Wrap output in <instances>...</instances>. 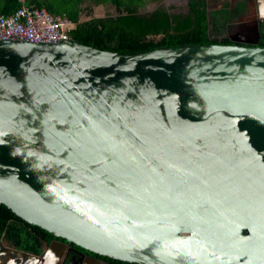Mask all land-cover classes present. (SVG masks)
<instances>
[{
    "label": "water",
    "instance_id": "1",
    "mask_svg": "<svg viewBox=\"0 0 264 264\" xmlns=\"http://www.w3.org/2000/svg\"><path fill=\"white\" fill-rule=\"evenodd\" d=\"M250 11L254 38L232 45L0 37V204L99 257L264 264V13Z\"/></svg>",
    "mask_w": 264,
    "mask_h": 264
},
{
    "label": "trees",
    "instance_id": "2",
    "mask_svg": "<svg viewBox=\"0 0 264 264\" xmlns=\"http://www.w3.org/2000/svg\"><path fill=\"white\" fill-rule=\"evenodd\" d=\"M146 0H28L29 4L45 9L49 14L66 18L75 27L68 36L75 42L95 49L136 53L161 47L186 45H232L221 34L229 12L224 9L209 12L206 0H187L185 13L170 12L164 7L150 13H140ZM110 4L118 12L115 16L94 17L80 22L83 5ZM18 7L17 0H0V16H7ZM239 9V8H238ZM264 46V43H261ZM0 234L20 250L38 254L42 241L54 237L47 231L28 224L5 205L0 204ZM110 264H136L102 257Z\"/></svg>",
    "mask_w": 264,
    "mask_h": 264
},
{
    "label": "flooded vegetation",
    "instance_id": "3",
    "mask_svg": "<svg viewBox=\"0 0 264 264\" xmlns=\"http://www.w3.org/2000/svg\"><path fill=\"white\" fill-rule=\"evenodd\" d=\"M214 6H211L209 0H206V8L209 12H218L226 9L229 12L225 28L222 30L224 38L230 43L231 39L251 40L254 37L251 34L252 19L251 11L254 10L264 13V7L261 5L262 0H254L255 6L252 8V0H211ZM243 5H245L244 8ZM210 7H213L210 10ZM215 8V9H214ZM239 8V9H238ZM214 9V10H213ZM264 43V34L259 42ZM264 47V46H261ZM54 237V236H53ZM62 245H58L59 242ZM90 257L97 258L93 261ZM103 258L93 255L84 249L74 246L54 237L52 240L41 243V251L38 254L20 250L11 241L6 240L0 234V264H108L103 262ZM110 264V263H109Z\"/></svg>",
    "mask_w": 264,
    "mask_h": 264
},
{
    "label": "built area",
    "instance_id": "4",
    "mask_svg": "<svg viewBox=\"0 0 264 264\" xmlns=\"http://www.w3.org/2000/svg\"><path fill=\"white\" fill-rule=\"evenodd\" d=\"M18 7L11 14L0 16V37H19L34 42L67 41L68 32L75 25L66 18L55 17L43 8L17 0Z\"/></svg>",
    "mask_w": 264,
    "mask_h": 264
},
{
    "label": "rangeland",
    "instance_id": "5",
    "mask_svg": "<svg viewBox=\"0 0 264 264\" xmlns=\"http://www.w3.org/2000/svg\"><path fill=\"white\" fill-rule=\"evenodd\" d=\"M187 0H146L143 6L140 8V13L146 14L150 13L153 10L164 7L168 9L170 12L174 13H185L187 11L186 6ZM213 7H210V10ZM118 12L116 9L110 4L106 5H93L90 3H86L83 5V12L80 16L79 21L83 22L89 20L91 18L97 17H105L107 15L115 16ZM214 38H224V34L212 35Z\"/></svg>",
    "mask_w": 264,
    "mask_h": 264
},
{
    "label": "crops",
    "instance_id": "6",
    "mask_svg": "<svg viewBox=\"0 0 264 264\" xmlns=\"http://www.w3.org/2000/svg\"><path fill=\"white\" fill-rule=\"evenodd\" d=\"M209 3H210L211 6H214L213 1L209 0ZM261 5H262V7H264V0L261 1ZM244 7H245V5H243L242 8H244ZM214 9H215V8H214ZM214 9H213V10H214ZM213 12H214V11H213ZM250 18H251V19H254V18H255V14L252 13L251 16H250Z\"/></svg>",
    "mask_w": 264,
    "mask_h": 264
}]
</instances>
